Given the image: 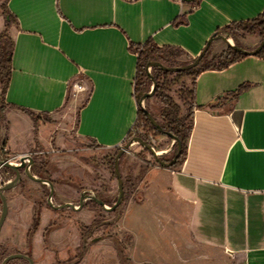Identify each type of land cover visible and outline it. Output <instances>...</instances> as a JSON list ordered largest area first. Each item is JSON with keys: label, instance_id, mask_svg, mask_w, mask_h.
<instances>
[{"label": "crops", "instance_id": "obj_1", "mask_svg": "<svg viewBox=\"0 0 264 264\" xmlns=\"http://www.w3.org/2000/svg\"><path fill=\"white\" fill-rule=\"evenodd\" d=\"M2 5L0 32L14 48L3 93L0 87L1 157L33 142L69 144L71 136L102 148L124 145L143 104L137 48L149 40L189 59L202 55L198 67L230 46L253 51L262 41L260 34L234 43L220 35L261 16L264 0H6L8 24ZM192 82L185 158L144 167L149 199L161 200V218L145 203L150 226H174L175 236L185 233L210 253L211 264H264V56L202 70ZM168 140L162 154L173 148ZM146 149L132 139L126 151L135 160ZM135 206L129 211L138 215ZM2 232L3 225L0 257Z\"/></svg>", "mask_w": 264, "mask_h": 264}, {"label": "rangeland", "instance_id": "obj_2", "mask_svg": "<svg viewBox=\"0 0 264 264\" xmlns=\"http://www.w3.org/2000/svg\"><path fill=\"white\" fill-rule=\"evenodd\" d=\"M252 34L260 32L251 33L233 25L220 36L234 43L235 38ZM260 37L262 40L261 34ZM153 61L155 65L147 67L148 73L162 81L164 71L169 70L166 76L170 83L168 92L182 106L184 113L180 92L183 86H192V76L180 75L173 68L188 66L194 59L180 51L162 50L154 53ZM142 81L146 95L141 97V106L162 123L163 104L154 98V92L151 93L153 79L145 77ZM149 131L141 122L126 143L142 134L149 144L146 135ZM164 135L166 140L157 139L158 155L149 149L143 151L148 152L150 162L144 159L143 152L134 160L129 152L122 150L126 143L123 147L102 148L73 136L72 142L61 146L45 147L33 142L25 152L6 151L3 157L13 161L20 154H32L36 172L32 167L30 172L37 178L22 169L17 182L3 191L7 215L3 224L1 261L8 255L22 253L31 260L17 257L6 263L211 264L210 253L197 247L185 233L175 236L174 226H168L166 222L150 226V216L144 206L151 205L149 211L161 218L158 209L161 200L149 199L150 187L145 180L144 167L158 158L163 161L173 158L175 142L170 152L162 154L170 141V136ZM139 167L142 172L135 174ZM11 173L13 180L16 173L12 170ZM51 190L52 202L49 199ZM2 202L0 195V211ZM134 205L140 207L138 215L129 211Z\"/></svg>", "mask_w": 264, "mask_h": 264}, {"label": "trees", "instance_id": "obj_3", "mask_svg": "<svg viewBox=\"0 0 264 264\" xmlns=\"http://www.w3.org/2000/svg\"><path fill=\"white\" fill-rule=\"evenodd\" d=\"M2 9L6 18V23L8 24V22L10 21V15L6 9V0L5 3L2 5ZM236 26H241L242 28L249 30L251 33L255 32L256 30H259L260 34L262 35V41L260 46L253 51H245L240 48L230 46L227 48L226 51L220 54L217 59L211 61L210 63L204 62L200 67L197 68L184 66L178 69L175 68V70H177L180 75L192 76L193 80L202 70L209 68H225L231 62L238 60L246 55L256 54L259 56H264V13L253 21L238 23L236 24ZM13 48V40L5 32H0V87L2 89V93L6 89L11 74V60ZM162 50L177 51L170 48L158 47L150 40L147 41L144 45H141L137 48L138 65L136 92L139 99L145 96L146 93L143 91L144 81L142 80L145 77H152L153 83L155 84L154 93L156 95V98L160 100L163 104V108L161 110L163 122L161 123L155 117H153V120L150 119L145 113L147 109L143 108L141 104L139 107L138 118L143 123V127L151 131L153 130L156 135L166 134L171 138L175 139L176 149L173 158L169 161H163L159 158L158 160L163 165L176 166L185 158L187 153V143L193 126L192 114L194 107L196 106L195 89L193 82L191 87H182L180 97L182 105L185 107V112L183 113L182 106L177 103L168 92L170 88V83L167 81L166 76L169 73V70L164 71V79L162 81L157 76H151L147 71V67H149L150 65H155L153 61L154 53ZM196 59H194V61ZM158 69L161 70V68ZM28 114L32 118L34 117L32 113ZM134 139H139L144 143H148L146 136L142 134L136 135ZM177 154V159L175 160V162L172 163L173 159L176 157ZM32 168V171L36 172L34 164L32 165ZM8 261L6 262L8 263Z\"/></svg>", "mask_w": 264, "mask_h": 264}, {"label": "water", "instance_id": "obj_4", "mask_svg": "<svg viewBox=\"0 0 264 264\" xmlns=\"http://www.w3.org/2000/svg\"><path fill=\"white\" fill-rule=\"evenodd\" d=\"M263 45H264V42H263ZM201 58H202V55H200L192 64L188 65L187 67H192V66L196 65L201 60ZM173 69L175 70V68H173ZM176 69H178V68H176ZM153 92H154V87H153L151 93H153ZM145 113L150 119L153 120V116L151 115V113L148 110H146ZM135 140H138L139 142H141L143 145H145L149 150H151L155 154V152L153 151L151 145H149L148 143H144V142H142L139 139H135ZM128 146H129V143H127L122 150H126L128 148ZM177 157H178V154L173 159L172 163L175 162ZM0 163H3L6 167L11 168L16 173V176H15V178L12 181H10L9 183H7L4 186L0 187V195H1L2 199H3V201H4V202H2V213H1V217H0V229H1L2 225L4 224L6 215H7L6 198L4 196L3 191L5 189L9 188L10 186H12L15 182H17V180L19 179V177L21 175V170L22 169H24V171H26V173H28L30 176H33V175L31 174L30 170L27 168L26 164L24 163V160H22V163L19 166L14 165V164L10 163L9 161L2 160L1 158H0ZM33 177L37 178L36 176H33ZM41 180L44 181L43 179H41ZM50 195H53V190H51ZM17 257H25V258H29L31 260V258L28 257L25 254L15 253V254H11V255L7 256L2 262H0V264H5L6 261H8L9 259L17 258Z\"/></svg>", "mask_w": 264, "mask_h": 264}, {"label": "built area", "instance_id": "obj_5", "mask_svg": "<svg viewBox=\"0 0 264 264\" xmlns=\"http://www.w3.org/2000/svg\"><path fill=\"white\" fill-rule=\"evenodd\" d=\"M140 124H141V121L138 118L135 126L132 129V131H135L136 127H138ZM147 136L150 139L149 144L151 145L153 151L155 152L156 155H158L159 151L156 149V147H157L156 146V143H157L156 135L154 134V132L149 131V133H147ZM120 147H123V145L121 144ZM0 158L2 160L9 161L10 163L17 165V166L21 165L22 160H24V163L26 164V166L29 170L31 169L32 164H33V156H32V154H29V153H24V154L18 155L16 157V161H13V159H11V158H4L1 156H0ZM11 170H12L11 168H8L3 163H0V181H1L2 186L9 183L10 181H12ZM52 196L53 195L49 196L50 202H52ZM1 213H2V210L0 211V217H1Z\"/></svg>", "mask_w": 264, "mask_h": 264}]
</instances>
